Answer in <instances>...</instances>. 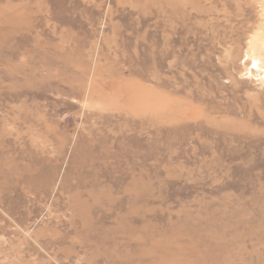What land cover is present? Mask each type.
Listing matches in <instances>:
<instances>
[{"label": "rangeland", "instance_id": "rangeland-1", "mask_svg": "<svg viewBox=\"0 0 264 264\" xmlns=\"http://www.w3.org/2000/svg\"><path fill=\"white\" fill-rule=\"evenodd\" d=\"M262 40L264 0H0V264H264Z\"/></svg>", "mask_w": 264, "mask_h": 264}, {"label": "bare ground", "instance_id": "bare-ground-1", "mask_svg": "<svg viewBox=\"0 0 264 264\" xmlns=\"http://www.w3.org/2000/svg\"><path fill=\"white\" fill-rule=\"evenodd\" d=\"M262 9H263V8H262ZM259 35H260V34H259ZM262 36H263V35H262ZM255 37H256V36H255ZM259 38H260V36H259ZM263 45H264V41L262 40V41H261V44H259V47H264ZM254 69H255V67H254ZM257 69H258V68H257ZM257 69H256V70H257ZM262 74H263V73H262ZM262 74H261V76H262ZM259 75H260V74H258V75H256V76H259Z\"/></svg>", "mask_w": 264, "mask_h": 264}]
</instances>
